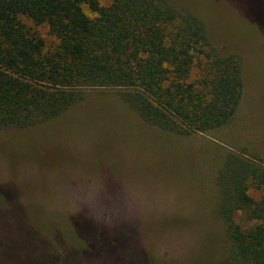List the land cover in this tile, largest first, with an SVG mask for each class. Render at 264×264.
<instances>
[{
    "label": "rangeland",
    "instance_id": "rangeland-1",
    "mask_svg": "<svg viewBox=\"0 0 264 264\" xmlns=\"http://www.w3.org/2000/svg\"><path fill=\"white\" fill-rule=\"evenodd\" d=\"M167 1L203 20L222 54L240 55L235 116L182 136L144 121L117 90L87 89L59 117L1 129L0 264H229L219 175L229 154L264 163V0ZM26 22L57 46L47 26ZM248 192L264 196L254 182Z\"/></svg>",
    "mask_w": 264,
    "mask_h": 264
},
{
    "label": "trees",
    "instance_id": "trees-1",
    "mask_svg": "<svg viewBox=\"0 0 264 264\" xmlns=\"http://www.w3.org/2000/svg\"><path fill=\"white\" fill-rule=\"evenodd\" d=\"M110 1L0 0V130L59 117L87 89L117 90L144 121L182 136L233 119L243 97L240 55L222 54L203 20L167 0ZM26 20L47 26L57 46ZM260 161L229 154L219 175L229 264H264V196L248 192L250 182L264 189ZM240 212L252 224L237 223Z\"/></svg>",
    "mask_w": 264,
    "mask_h": 264
}]
</instances>
